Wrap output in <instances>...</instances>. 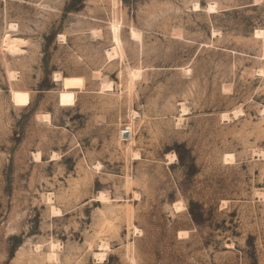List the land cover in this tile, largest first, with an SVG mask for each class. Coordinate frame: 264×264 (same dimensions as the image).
<instances>
[{
    "label": "rangeland",
    "instance_id": "rangeland-1",
    "mask_svg": "<svg viewBox=\"0 0 264 264\" xmlns=\"http://www.w3.org/2000/svg\"><path fill=\"white\" fill-rule=\"evenodd\" d=\"M257 29L264 0H0V264H264Z\"/></svg>",
    "mask_w": 264,
    "mask_h": 264
},
{
    "label": "bare ground",
    "instance_id": "bare-ground-1",
    "mask_svg": "<svg viewBox=\"0 0 264 264\" xmlns=\"http://www.w3.org/2000/svg\"><path fill=\"white\" fill-rule=\"evenodd\" d=\"M195 7H196V9L197 10H201V5L199 4V3H197L196 5H194ZM206 11H208L209 13H217L218 12V6H217V4L216 3H210L207 7H206ZM118 23V22H117ZM10 28H9V31H7V33L5 34V36H4V39H3V41H2V43H1V46H2V48L4 49V51L5 52H7V53H9V54H11V55H17V54H22V52H23V54H24V49H23V45L26 43V39H24V38H22V37H19V36H17L16 34H13L12 32H16V31H18V29H17V25L16 24H14V23H12V24H10V26H9ZM113 29H114V33H115V43H116V47L115 48H112L111 50H109L108 52H107V54L109 55V58L111 59V60H113V59H116L118 56H119V54H120V49H119V47H120V39H119V30H120V26H119V24H114L113 25ZM141 31V30H140ZM140 31H138V30H136V29H134V28H132V30H131V35H132V38H134V39H136V40H141L142 41V33L140 32ZM218 31V30H217ZM216 30H213V36H216V35H218V33L219 32H217ZM63 36V35H62ZM175 37V36H174ZM184 37V36H183ZM255 37L256 38H264V30L263 29H257L256 30V32H255ZM184 39V38H183ZM26 45V44H25ZM184 69V68H183ZM189 70V69H188ZM187 71V70H186ZM142 69H135L134 71H132L131 72V75H132V77H133V80H135V79H137V78H140L141 77V75H142ZM261 72V71H260ZM9 74H10V77H11V79H15L17 76H16V72H14V71H10L9 72ZM56 80H61L62 79V75L61 74H56V78H55ZM111 88V83L109 82H107V83H104L103 85H102V89L105 91V90H108V89H110ZM186 107L184 106V105H182V111L183 112H185L186 111ZM241 112V110L240 111H236V114H239ZM135 113V115H139L138 114V112H134ZM186 114V113H185ZM41 115V114H40ZM235 115V114H234ZM224 117H228L229 115L227 114V113H224V115H223ZM222 116V117H223ZM237 116H239V115H237ZM45 118H47V119H50V117L48 116V115H45L44 116ZM136 117V116H135ZM139 117H140V115H139ZM181 117V116H180ZM223 117V118H224ZM43 118V117H42ZM226 118H224L225 120H226ZM227 120H229L228 118H227ZM129 126H131V125H129ZM123 131H128L129 133H130V137L129 138H126V139H132V129H131V127H127V128H125V129H123L122 131H121V137L122 138H124L123 137V135H122V133H123ZM264 154V153H263ZM263 154H260L259 156L260 157H263L264 155ZM139 155V154H138ZM37 157H41V153L40 152H38L37 153ZM56 157V156H55ZM136 157V156H135ZM138 157V156H137ZM171 159V158H170ZM178 158H177V156L174 154V156H173V160H177ZM225 160H226V162L228 163V162H233L234 163V160H235V155H234V153H227L226 155H225V158H224ZM39 160V159H38ZM171 161L170 160V162H174V161ZM101 164L100 163H98V166H100ZM136 197H139V195L137 194L136 195ZM107 198V197H106ZM50 200H51V198H49ZM96 199H98V201H102V200H104L105 199V196L103 195V193H99V195H98V198H96ZM109 199V198H108ZM49 200V201H50ZM106 200V199H105ZM52 201V200H51ZM179 201V200H178ZM177 204V203H176ZM177 205H179V204H177ZM185 205V204H184ZM185 208V207H184ZM59 209V208H58ZM58 209H56L55 208V206H52V210H53V213H55V214H58L59 213V211H58ZM178 210V209H177ZM182 210V209H181ZM61 213V212H60ZM59 213V214H60ZM58 214V215H59ZM135 231L139 234V232H140V229H138L136 226H135ZM182 232H180V234H181ZM58 243V242H57ZM57 243H55V242H52V246H51V254H50V259H52V260H55V261H58V259H59V257H58V249H59V247H60V245L59 244H57ZM109 247H108V244L107 243H105V242H101L100 243V250H101V252H99V253H96V257H99L100 259H103L106 255H107V252L105 251V250H107ZM108 250H110V249H108ZM110 253V252H109ZM49 256V255H48ZM109 257V256H108ZM48 258V257H47ZM99 260V259H98ZM108 260V259H107ZM101 262V261H100ZM49 263H51V262H49ZM53 263V262H52Z\"/></svg>",
    "mask_w": 264,
    "mask_h": 264
},
{
    "label": "trees",
    "instance_id": "trees-1",
    "mask_svg": "<svg viewBox=\"0 0 264 264\" xmlns=\"http://www.w3.org/2000/svg\"><path fill=\"white\" fill-rule=\"evenodd\" d=\"M178 155H179V159L180 160H183V156L180 153H178ZM191 213L193 215L194 220L197 221V215H196V213H194V211L192 210V208H191Z\"/></svg>",
    "mask_w": 264,
    "mask_h": 264
},
{
    "label": "water",
    "instance_id": "water-1",
    "mask_svg": "<svg viewBox=\"0 0 264 264\" xmlns=\"http://www.w3.org/2000/svg\"><path fill=\"white\" fill-rule=\"evenodd\" d=\"M124 138H129L130 137V133L128 131H123L122 133Z\"/></svg>",
    "mask_w": 264,
    "mask_h": 264
}]
</instances>
